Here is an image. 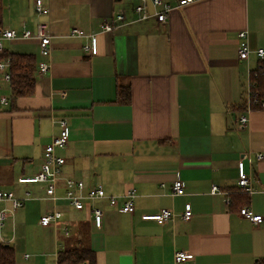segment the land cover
I'll return each mask as SVG.
<instances>
[{
  "label": "crops",
  "instance_id": "crops-1",
  "mask_svg": "<svg viewBox=\"0 0 264 264\" xmlns=\"http://www.w3.org/2000/svg\"><path fill=\"white\" fill-rule=\"evenodd\" d=\"M33 1L3 0L2 27L34 30L45 18L51 32L47 57L34 37L4 41V50L31 54L36 63L33 92L13 101L0 71V97L9 99L0 103V189L31 194L0 227V242L13 247L15 264H58V252L81 240L79 224L88 231L96 264H264V106L245 107L249 72L264 59L251 51L239 60L237 37L246 29L249 47L264 48V0H195L164 22L150 18L106 32L98 31L102 19L136 0H43L49 8L43 16ZM73 26L96 33V54L82 49L84 38L70 36ZM41 60L49 64L43 73ZM125 87L128 101L118 94ZM258 93L264 101V89ZM60 117L68 128L67 145L56 150L65 159L63 176L101 184L119 203L134 187L133 213L99 200L105 212L96 228L88 212L59 199L55 207L63 215L56 225L40 224L51 207L44 185L17 178L39 169L45 145L60 130L52 121ZM244 152L253 157L252 165L245 162L250 194L236 188ZM177 176L184 193L171 196ZM213 183L228 192L229 203L224 194L210 193ZM185 204L188 219L180 215ZM244 206L262 221L242 216ZM161 208L174 211V219L141 218ZM176 250L192 257L176 263Z\"/></svg>",
  "mask_w": 264,
  "mask_h": 264
},
{
  "label": "built area",
  "instance_id": "built-area-1",
  "mask_svg": "<svg viewBox=\"0 0 264 264\" xmlns=\"http://www.w3.org/2000/svg\"><path fill=\"white\" fill-rule=\"evenodd\" d=\"M133 1V0H127ZM195 0H175L173 2L167 0H136L131 2L129 6L119 7L111 16L105 17L99 24V32L111 31L115 28L131 25L137 22H143L153 18L156 22L161 23L167 19L168 14L176 8L184 6ZM33 8L37 15H47L49 12L48 6L43 0H34ZM72 37H82L84 42L82 49L90 54L98 52L97 36L93 32H85L77 26H73L69 31ZM34 37L37 39L39 53L43 57H47L51 48V32L49 29V22L45 18L37 21L35 29H29L22 26L21 29H14L9 27L0 28V53L4 50V41L16 38L28 39ZM238 37V59H247L249 53L254 51L260 60L264 59V48H256L252 50L247 41V30L241 29L237 32ZM9 58L0 60V71L2 72L3 80L10 82L9 73ZM49 64L46 61L38 62V71L40 73L46 72ZM257 93L252 94L250 83L245 90V107L250 108L251 104L257 103L264 106V101L257 99ZM9 99L6 96L0 97V103L6 104ZM239 126L246 125L247 116L240 115ZM53 123L58 124L59 133L45 145L42 153V161L39 169L31 175H20L17 178L18 183H39L44 185L43 199L51 203V207L47 208L40 217V224L43 226L56 225L57 220L63 215L62 211L56 209L55 204L59 199L66 201L69 207L76 211H86L89 213L92 224L96 228L103 225V218L105 209L97 205L99 200H106L109 207H117L121 212L133 213L134 200L136 197V190L134 187H128L121 195L120 203L118 197L107 195L101 184L87 186L81 178L65 177L62 174V166L65 159L62 155L56 152L57 149H62L68 142V128L67 121L64 117L54 118ZM261 152H256L254 158L256 160L262 159ZM245 162L252 165L253 157L250 152H244L237 161V180L236 188L238 191L250 194L254 192L252 178L249 171L245 169ZM164 187V184H160ZM62 189V195L57 193V189ZM264 192V185L261 187ZM169 195H182L184 193V186L182 180L177 176L170 185ZM210 193L224 194V200L229 203L228 192L221 190L215 183L210 186ZM31 198L30 192L24 191L22 196H18L14 191L0 189V227H3L5 220L12 216L15 209L21 207L23 203ZM239 213L247 217L249 220L259 223L262 221V214L254 213L250 208L244 206L239 209ZM183 219H188L191 216L190 205L185 204L184 211L180 214ZM176 216V213L168 208H161L152 214H143L142 219H151L162 224L171 221ZM192 255L184 250H176L174 252V261L176 263L184 262L190 259Z\"/></svg>",
  "mask_w": 264,
  "mask_h": 264
},
{
  "label": "trees",
  "instance_id": "trees-1",
  "mask_svg": "<svg viewBox=\"0 0 264 264\" xmlns=\"http://www.w3.org/2000/svg\"><path fill=\"white\" fill-rule=\"evenodd\" d=\"M3 0H0V28L3 26ZM9 58L10 73V91L11 100L20 96L29 95L35 87L34 71L35 58L28 53L8 52L4 50L0 53V59ZM249 83L252 94L264 89V64L259 63L258 66L249 72ZM120 94L122 101L129 100V88L125 87ZM257 99L262 94L258 93ZM263 96V95H262ZM263 99V98H262ZM78 227L81 232V240L72 246H68L58 252V264H96L95 251L88 243V231L85 226ZM0 264H15V253L11 245L0 242Z\"/></svg>",
  "mask_w": 264,
  "mask_h": 264
},
{
  "label": "rangeland",
  "instance_id": "rangeland-1",
  "mask_svg": "<svg viewBox=\"0 0 264 264\" xmlns=\"http://www.w3.org/2000/svg\"><path fill=\"white\" fill-rule=\"evenodd\" d=\"M5 133L8 134V128L5 130ZM15 169H16V171H17V168H16V167H15ZM15 178H16V173H15ZM15 178H14V179H15ZM26 204L29 205L30 202L27 201ZM74 215L80 217V216L82 215V213H81V212H74ZM3 229H4V228L0 229V232L3 231ZM5 230H6V229H5Z\"/></svg>",
  "mask_w": 264,
  "mask_h": 264
},
{
  "label": "bare ground",
  "instance_id": "bare-ground-1",
  "mask_svg": "<svg viewBox=\"0 0 264 264\" xmlns=\"http://www.w3.org/2000/svg\"><path fill=\"white\" fill-rule=\"evenodd\" d=\"M255 94V93H254Z\"/></svg>",
  "mask_w": 264,
  "mask_h": 264
}]
</instances>
